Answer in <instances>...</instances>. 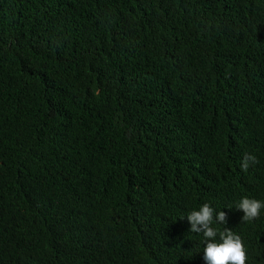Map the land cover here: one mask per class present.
Returning <instances> with one entry per match:
<instances>
[{"label":"trees","instance_id":"1","mask_svg":"<svg viewBox=\"0 0 264 264\" xmlns=\"http://www.w3.org/2000/svg\"><path fill=\"white\" fill-rule=\"evenodd\" d=\"M243 197L264 202V0H0V264H205L204 203L264 264Z\"/></svg>","mask_w":264,"mask_h":264},{"label":"clouds","instance_id":"2","mask_svg":"<svg viewBox=\"0 0 264 264\" xmlns=\"http://www.w3.org/2000/svg\"><path fill=\"white\" fill-rule=\"evenodd\" d=\"M256 163H258L257 158L246 153L240 164L241 170L247 171ZM236 207L243 213L242 222H251L259 218L264 202L243 197ZM214 218L222 225H225L228 220L227 213L224 211L216 213L214 217V209L208 203H204L199 210H193L186 216L190 225L189 231L202 233L205 238L203 248L205 264H246L247 253L241 237L226 227L222 231L212 227ZM183 219L185 218L181 220Z\"/></svg>","mask_w":264,"mask_h":264}]
</instances>
